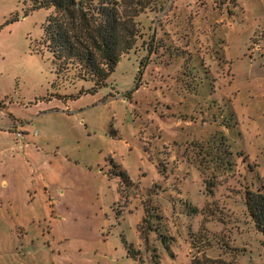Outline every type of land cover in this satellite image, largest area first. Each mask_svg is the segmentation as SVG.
I'll return each mask as SVG.
<instances>
[{"label":"rangeland","instance_id":"rangeland-1","mask_svg":"<svg viewBox=\"0 0 264 264\" xmlns=\"http://www.w3.org/2000/svg\"><path fill=\"white\" fill-rule=\"evenodd\" d=\"M31 6L0 0V264H264V0H149L96 93Z\"/></svg>","mask_w":264,"mask_h":264},{"label":"trees","instance_id":"trees-1","mask_svg":"<svg viewBox=\"0 0 264 264\" xmlns=\"http://www.w3.org/2000/svg\"><path fill=\"white\" fill-rule=\"evenodd\" d=\"M31 3L32 10L52 9L43 25V39L57 73L75 71L77 78L93 82L87 92L96 93L107 84L123 56L136 47L142 35L137 17L148 7L149 0ZM244 200L256 229L264 236V180L258 189L247 187Z\"/></svg>","mask_w":264,"mask_h":264},{"label":"built area","instance_id":"built-area-1","mask_svg":"<svg viewBox=\"0 0 264 264\" xmlns=\"http://www.w3.org/2000/svg\"><path fill=\"white\" fill-rule=\"evenodd\" d=\"M20 135V134H19Z\"/></svg>","mask_w":264,"mask_h":264}]
</instances>
